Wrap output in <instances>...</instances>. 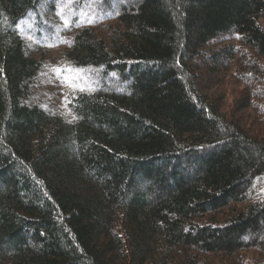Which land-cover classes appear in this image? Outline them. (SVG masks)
Returning <instances> with one entry per match:
<instances>
[{"label":"trees","instance_id":"obj_1","mask_svg":"<svg viewBox=\"0 0 264 264\" xmlns=\"http://www.w3.org/2000/svg\"><path fill=\"white\" fill-rule=\"evenodd\" d=\"M39 2L0 0V264H264V0H137L109 38L76 30L66 61L129 88L79 92L71 119L26 102Z\"/></svg>","mask_w":264,"mask_h":264},{"label":"rangeland","instance_id":"obj_2","mask_svg":"<svg viewBox=\"0 0 264 264\" xmlns=\"http://www.w3.org/2000/svg\"><path fill=\"white\" fill-rule=\"evenodd\" d=\"M136 1L72 0L71 7L75 10L76 15H73L69 12L68 7H65V18L70 21V25L65 26L63 18L56 14L63 0H40L38 5L29 11L18 25L20 33L27 42L29 53L41 63V72L34 81L31 96L26 102L38 104L46 110L60 113L71 119L73 115L69 103L79 92L109 88L118 93H126L129 83L117 77L114 72H106L102 67H77L72 62L66 61L68 59L64 56V52L70 48V42L76 30L78 32V29L89 27L94 23L101 24L94 27L97 34L109 38L112 35V27L117 22L116 18L120 8H128ZM81 13L86 15H81ZM89 19L93 22L88 23ZM29 24L32 26L31 28L28 27ZM232 41L233 37L229 34L212 42L209 48L216 52L221 45ZM48 45L54 46L49 47ZM204 55L198 62L208 67L211 64L210 54L205 53ZM220 62L222 63V60ZM233 65L235 63L227 68L228 71L234 70ZM57 67L70 68L71 71L62 72L61 75L64 77L62 80L53 71ZM238 75L236 73L235 77L231 71V74L218 77L222 82L219 83L220 85L215 91L219 94L217 98L224 114L234 110L240 99L238 92L241 86L231 84L232 81L237 80ZM80 88H83L84 91H80ZM247 123L250 121H245V124Z\"/></svg>","mask_w":264,"mask_h":264},{"label":"snow or ice","instance_id":"obj_3","mask_svg":"<svg viewBox=\"0 0 264 264\" xmlns=\"http://www.w3.org/2000/svg\"><path fill=\"white\" fill-rule=\"evenodd\" d=\"M101 2H103V0H101ZM72 4V0H63V2L61 3V6L58 8V11L56 12L57 15L61 16L63 18V22L65 26H69L70 25V21L69 19L65 18V7H68L69 12H71L73 15H76L75 10L71 7ZM81 15H86L85 13H81ZM93 21L91 19L88 20V23H92ZM29 28H31L32 26L29 24L28 25ZM239 38V37H238ZM66 42V41H65ZM49 47H52L54 45H48ZM53 71L57 74V76L60 79H64V77L61 75L62 72L65 71H71L70 68L68 69H64V68H54ZM80 91H84L83 88L79 89ZM75 118V117H74Z\"/></svg>","mask_w":264,"mask_h":264}]
</instances>
